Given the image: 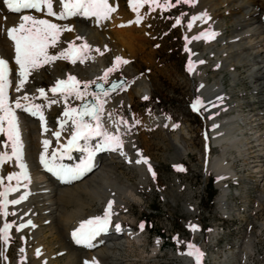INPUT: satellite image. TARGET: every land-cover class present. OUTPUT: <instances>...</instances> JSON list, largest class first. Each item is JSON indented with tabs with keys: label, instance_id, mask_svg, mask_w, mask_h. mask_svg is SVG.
Here are the masks:
<instances>
[{
	"label": "bare ground",
	"instance_id": "1",
	"mask_svg": "<svg viewBox=\"0 0 264 264\" xmlns=\"http://www.w3.org/2000/svg\"><path fill=\"white\" fill-rule=\"evenodd\" d=\"M108 2L115 10L109 13L106 19L81 15L72 16L70 19H58L57 16H49L46 7H43L41 12L9 13L4 7L3 0H0V58L8 61L9 86L5 92L8 97L6 103L11 108L16 100L21 102L24 95L34 97L40 93L38 90L44 88L36 86L40 83L47 81L51 85L73 76L80 82L79 87H82L81 83L86 81L92 84L101 81L105 72L118 64L121 65L123 76L128 81V85L119 90L117 89L123 84L115 82L109 86L106 83L98 84L94 88L98 93L84 91L83 104L90 101L93 103L97 100L103 101L101 122L110 134L119 136L122 146L116 150L106 149L102 152L96 168L73 184L59 186L53 181L38 177L37 160L42 154L47 155L53 145L61 141L51 136L58 123L60 110L64 106L72 105L78 99L74 96L65 99L64 95L34 99L33 103L40 107V112L44 116L43 121L39 114L25 118L17 113L16 123L22 145V159L30 172L28 179L8 180V177L12 175L18 177V171L21 169L17 166L20 162L15 157L12 161L4 163L0 170L3 178L1 186L10 187L12 192L24 198L22 203L9 208L8 214L11 218L8 221H14L15 225L31 221V225L22 231H17L15 226L10 230V236L21 239L22 247L17 251L15 259L8 256V248L3 254V259L0 258V264H59L58 256H63L65 264L110 262L117 264L114 261L116 254L112 252V249L121 250L133 243L140 244L143 241L140 232L125 226L126 216L121 212L127 208V204L131 202L138 204L142 202V199L136 196L137 187L131 181L126 178H123L126 180L123 182L117 180V171L121 173L122 168L128 166L136 170L139 175V182L136 185L146 184L150 176L149 165L152 167L154 161L149 159L139 147L138 141L141 138L139 134L154 128L171 130L174 127L173 122L164 117L149 116L143 122L137 120L140 116L133 108L135 98L147 97L151 92V85L147 82L148 79L140 76L137 66L131 63L135 55L133 45L137 40L143 43H152V41H149L148 34H132L133 32L128 34L126 30V32L122 31L119 27L125 24L123 18L129 6L125 7L123 0H108ZM194 2L196 9L194 16L197 13H200V16L194 19L189 27L188 50L193 52L191 62L194 76L198 79L197 94L204 101L206 114L212 118L213 129L210 143L222 151L221 156L214 157L207 166L208 170L218 177L216 202L220 204L222 211L228 212L231 206V201L229 202L228 199L230 188L224 182L225 179L236 178L237 172L229 167L227 160L229 155L227 156L225 151L230 147L237 148V144H240V147L242 146L239 152L240 157L247 161L250 158L249 151L253 148L250 147L251 143L256 142L260 147L264 145H261L262 142L264 143L262 140L264 137V0H195ZM223 9L225 10L222 11ZM53 11L57 13L62 11V6L57 3V0H53ZM23 15H33L60 26L61 33L57 43L55 46H49L50 48L59 52H68L70 45L78 44L81 52L75 59V63L71 61V68L67 70L64 68V63H59L58 59L48 62L51 64L47 66L48 69L40 70V67L29 69L26 82L20 91H17L21 77L19 66L15 63L14 41L9 38L7 32L13 26L18 27ZM65 26L71 31H64ZM206 30L209 32L204 34ZM194 37L203 38L194 39ZM84 45L87 47L85 48ZM201 46L202 52L196 53L195 51ZM111 49L115 52L113 57L97 58L98 52ZM117 57L121 58L120 62L116 60ZM202 64H212L219 70L220 73L217 74L219 76H214L211 82L208 81L207 70L199 71ZM241 71L246 73V78H242L244 72ZM110 74L111 72L108 75ZM225 74H228L230 81L235 85L233 88L246 80L253 90V99L239 103V107L236 108L239 109L236 111L235 107H230L227 103L230 92H227L223 82ZM112 77L116 78L115 75ZM113 85L116 87L113 88ZM105 90L108 93L107 96L104 92H100ZM52 101L56 102L52 103ZM122 106L132 110V115H129L127 120L117 113ZM243 106L249 108V116L241 112ZM226 115L229 117H224ZM236 115L239 117L237 120H235ZM89 120L91 124H95L94 120L91 118ZM115 125L118 126L117 130L113 128ZM4 127L7 128V121H4ZM262 129L263 133H261ZM45 140L50 141L47 151L43 143ZM101 140L102 138L98 137L94 146ZM2 142L5 143L4 146H1ZM165 146L167 150L172 151L167 155L168 162L176 167L181 165L180 162L187 157L188 153H191L186 138L178 135L169 139ZM0 152L12 153V141L6 132L0 134ZM204 157L206 158V154ZM143 158L147 159V164L136 162ZM164 196L170 199V196L167 197L165 193ZM82 197H92L96 207L102 209V213L81 205L71 207V203ZM263 199L264 193L260 195V201ZM109 201L113 202L110 209L112 225L105 239L99 238L93 247L88 249L75 247L69 239L71 232L79 228L81 222L102 216ZM173 201L171 199V202ZM181 206L184 215L193 214L194 209L188 206V203L184 202ZM133 222L131 220V223ZM117 224L120 225L119 231L115 227ZM194 232H199L197 226ZM217 235V229L213 230V240ZM252 241L247 242L248 251L252 249L254 244ZM161 243V238L156 239L152 249L153 256L160 252ZM171 256L182 264L189 262L187 255L172 252Z\"/></svg>",
	"mask_w": 264,
	"mask_h": 264
},
{
	"label": "rangeland",
	"instance_id": "2",
	"mask_svg": "<svg viewBox=\"0 0 264 264\" xmlns=\"http://www.w3.org/2000/svg\"><path fill=\"white\" fill-rule=\"evenodd\" d=\"M194 1L184 3L168 0L165 4V0H157V3L148 0L144 3L137 1L138 4L132 1V4L130 0H123L124 6L129 7L123 18L125 24L120 25L119 28L122 31L126 30L128 34L132 32V34H148L149 41H152V43L135 41L133 45L135 55L133 60H130L137 66L140 76L148 79L147 82L151 85L147 99L135 98L133 108L140 116L137 120L143 122L149 116L164 117L173 122L174 128L171 130L154 128L140 132L139 147L149 159L154 161L146 184L136 185L139 182V175L136 170L128 166L122 168V171L118 169L121 173L117 171V180L123 182L126 181L123 178H126L131 181L137 187L136 196L142 199L141 203L131 202L127 204L126 209L121 210L126 216L125 226L130 228L142 223L145 227L141 236L143 241L140 244L133 243L121 250L112 249L116 254L114 261L117 264H182L171 256V253L180 254L177 252L181 249L180 244L190 235L187 230L189 227L192 230L193 225L197 228L199 225L201 228L200 232L196 233L195 244L203 253L202 264H264V199L260 201V195L264 193V143L262 142L261 147L257 146L256 142L251 143L250 147L253 148L249 151L250 158L248 157L247 161L240 157L239 152L242 150L240 144H237L238 149L230 147L225 151L226 155H229L227 157L229 167H232L237 175L234 179H225L224 184L230 188L228 194L230 205L232 206L233 203L234 205L229 206L228 212L222 211L220 204L215 200L218 194L216 188L218 177L208 170L212 159L221 156L222 151L211 144L210 151L206 154V158L204 157L200 132L206 129L210 141L213 124L212 118L206 114L204 101L197 94L198 79L194 76L191 62L193 52L188 50L189 24L192 25L194 22L196 11ZM177 19L181 20L180 24L176 23ZM202 49L201 46L195 52L200 53ZM47 51L48 54L57 56L61 53L50 47ZM113 55L115 52L111 49L98 52L97 58H110ZM58 60L59 63H64L66 70L71 68V61L67 58ZM49 65L51 64H43L40 70L48 69ZM189 68L192 70L189 71ZM203 70H207L210 82L220 73L212 64H202L199 71ZM114 75L116 78L112 77ZM245 76L246 73H242V78H246ZM120 81L123 85L117 90L128 85L122 67L118 64L106 80L102 79L94 84L86 81L81 83L83 86L80 90L84 92V85L88 84V91L98 93L94 90L98 84L106 83L109 86ZM244 81L233 88L235 85L230 81L228 74L224 75L225 88L230 92L227 103L230 107H235V111L239 109H236L239 103L253 99V90L247 81ZM47 85L50 84L45 81L36 86L45 88ZM107 90L111 91L109 88ZM197 99L203 104L199 105L200 113L194 114L189 110L188 103ZM81 103H84L82 99L73 102L72 105L78 108ZM241 112L249 116L250 110L243 106ZM117 113L127 120L129 115H132V110L122 106ZM237 115L235 120L239 118ZM175 135L186 138L188 148L191 150V153L180 162L179 167L183 170H177L175 165L168 162L167 155L172 151L167 150L165 145L168 144L169 139L175 138ZM211 190L214 191L215 196L208 201L207 194ZM164 193L167 197L170 196V199L166 198ZM171 199L174 201L171 202ZM184 202L194 209L193 214H183L181 204ZM71 204V207L81 205L102 213V209L96 207L92 197H82ZM10 218L9 215L7 220ZM131 220L134 222L131 223ZM216 229L218 235L213 240V230ZM160 238L164 241V246L156 256H153L154 243ZM249 240H253L254 243L250 251L247 249ZM21 244L20 238L11 236L8 247L10 258L15 259L17 251L22 247ZM57 260L59 264H65L63 256H58Z\"/></svg>",
	"mask_w": 264,
	"mask_h": 264
},
{
	"label": "snow or ice",
	"instance_id": "3",
	"mask_svg": "<svg viewBox=\"0 0 264 264\" xmlns=\"http://www.w3.org/2000/svg\"><path fill=\"white\" fill-rule=\"evenodd\" d=\"M148 2V0H140V3ZM152 3H157V0H151ZM177 2L189 3L191 0H177ZM57 3L62 5L63 11L57 13L53 11V0H3V4L7 7L10 12L20 13L24 9H33L36 12H41L43 7L47 8V14L49 16H57L58 19H64L69 16L75 15H84V16H95L98 18L106 19L108 18L109 13L115 9L109 5L108 0H57ZM168 3V0H165V4ZM139 22V21H137ZM181 21L177 19L176 23L179 24ZM191 27V24H189ZM64 31H71L67 26L64 27ZM14 33H17L14 35ZM61 33V28L57 24L51 23L45 19H38L33 15H23L21 16V23L17 26H13L8 30L7 34L10 39L14 41V50H15V63L19 66V75L21 77L20 84L17 86V91L23 87L26 82V77L29 74V69L42 67L43 64H46L50 61L62 58H70L73 63H75V58L79 55L77 50L71 52H61L57 55H49L47 49L49 46H55L57 43V38ZM203 37H194V39H199ZM86 48L87 45H84ZM118 62L121 61L120 57H117ZM127 63V61H122ZM192 69L189 68V71ZM114 71V68H109L105 72L104 77L101 79H107V76L110 72ZM9 67L8 61L3 58H0V132H6L9 139L12 141V155L16 157L19 161V167L22 170H26V165L23 163L22 152H21V143L19 140V131L16 123V116L13 112L10 105L7 102V95L5 89L9 86L8 81ZM80 82L76 80L75 77L69 76L67 81L59 80L56 85L51 89L52 93H61L65 96V99L68 97L74 96L76 99H83L85 92L80 90ZM116 85H113L115 88ZM88 88V84L84 85L85 91ZM41 95H44V90L39 89ZM94 95V94H93ZM104 95L107 96V91L104 92ZM24 100H28V97L25 95ZM147 99V97H145ZM56 101H52L55 103ZM203 104L202 101L197 99L196 103L192 105L193 110H197V105ZM16 108H24L25 111H32L33 115L39 114L41 121L44 120L43 114L40 112V107L32 105L27 107L22 105L20 100L15 101ZM103 110V101L97 100L94 104H84L82 109L72 108L64 112V116L72 120L75 130L71 134V138L68 140L67 145H61L63 151L59 149L54 150L51 153L50 158H46L44 154L40 157L41 164L47 169V171L52 172L57 177L65 180L71 181L74 179L80 178L85 172L91 170V159H92V150L88 145V141L95 138H102L101 142L95 146L96 151H101L104 149L116 150V148L122 146V142L119 139L118 135L110 134L104 127L101 122L100 113ZM91 117L95 121V125L87 122L84 117ZM4 121H7V128L4 127ZM66 123V121H65ZM61 130H63V124L61 125ZM53 135L59 139L61 132H54ZM83 140L85 143L81 145L79 142ZM45 151H47V146L50 141L45 140ZM73 150L87 152V159L82 160L81 163L75 167L67 166L59 161L63 160L65 156L71 159V153ZM3 157H0L2 160ZM11 159V157H8ZM137 163H145L148 161L146 158L142 160H137ZM177 170H183L181 167L177 166ZM149 171H151V166L149 165ZM153 175H155L153 173ZM19 179L15 175L9 176L8 180ZM24 178L28 179L26 171L24 172ZM2 182V181H0ZM6 193H0V196H4ZM12 203H19L18 200H13ZM112 201H109L107 208L105 209L103 216H96L90 218L86 221L81 222L79 228L72 232V236L78 244H85L91 246V241L95 239L97 235L101 232H105L108 229L110 224V209L112 207ZM116 230H120V225H116ZM141 230H143L144 225H140ZM192 230H196V226H191ZM8 225H5L4 232L6 233ZM5 239H7L5 235ZM188 251L182 253L193 257L195 264H201L202 253L199 249L189 243Z\"/></svg>",
	"mask_w": 264,
	"mask_h": 264
},
{
	"label": "trees",
	"instance_id": "4",
	"mask_svg": "<svg viewBox=\"0 0 264 264\" xmlns=\"http://www.w3.org/2000/svg\"><path fill=\"white\" fill-rule=\"evenodd\" d=\"M208 193H209L208 195H209V199H210V198L212 197V195H213L214 191H213V190H211V191H209Z\"/></svg>",
	"mask_w": 264,
	"mask_h": 264
},
{
	"label": "built area",
	"instance_id": "5",
	"mask_svg": "<svg viewBox=\"0 0 264 264\" xmlns=\"http://www.w3.org/2000/svg\"><path fill=\"white\" fill-rule=\"evenodd\" d=\"M216 200V199H215ZM190 231H188L187 233H189ZM203 243H204V239H202ZM189 260V259H188ZM188 264H191V261L189 260Z\"/></svg>",
	"mask_w": 264,
	"mask_h": 264
},
{
	"label": "water",
	"instance_id": "6",
	"mask_svg": "<svg viewBox=\"0 0 264 264\" xmlns=\"http://www.w3.org/2000/svg\"><path fill=\"white\" fill-rule=\"evenodd\" d=\"M92 104V103H91Z\"/></svg>",
	"mask_w": 264,
	"mask_h": 264
}]
</instances>
